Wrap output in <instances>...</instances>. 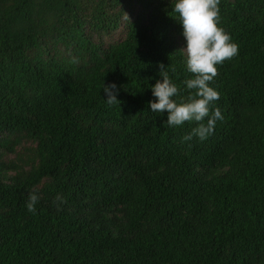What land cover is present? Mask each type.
Returning a JSON list of instances; mask_svg holds the SVG:
<instances>
[{
    "label": "trees",
    "instance_id": "obj_1",
    "mask_svg": "<svg viewBox=\"0 0 264 264\" xmlns=\"http://www.w3.org/2000/svg\"><path fill=\"white\" fill-rule=\"evenodd\" d=\"M218 8L223 119L186 140L148 105L161 64L192 91L171 0H0V264H264V0Z\"/></svg>",
    "mask_w": 264,
    "mask_h": 264
},
{
    "label": "clouds",
    "instance_id": "obj_2",
    "mask_svg": "<svg viewBox=\"0 0 264 264\" xmlns=\"http://www.w3.org/2000/svg\"><path fill=\"white\" fill-rule=\"evenodd\" d=\"M171 3L172 10L178 14L175 18L182 26L185 67L192 74L181 83L185 89L192 91L186 97L180 96V87L161 64L160 79L149 86L154 99L149 100L148 105L154 113L161 115L166 112L163 123L168 127L182 125L186 121L197 122L184 139L190 140L193 136L205 139L214 130L216 121L223 119L218 107H210L219 98V93L209 82L217 74V65L237 54L238 45L219 24V0H171ZM102 89L106 94V103H119L115 82L104 83ZM56 198L64 202L60 194ZM38 199L35 192H29L26 201L28 211H35Z\"/></svg>",
    "mask_w": 264,
    "mask_h": 264
}]
</instances>
